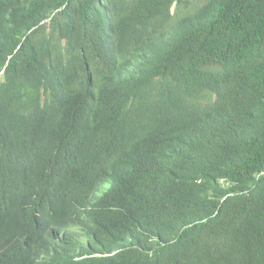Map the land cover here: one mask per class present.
Instances as JSON below:
<instances>
[{
  "label": "trees",
  "instance_id": "1",
  "mask_svg": "<svg viewBox=\"0 0 264 264\" xmlns=\"http://www.w3.org/2000/svg\"><path fill=\"white\" fill-rule=\"evenodd\" d=\"M0 264H264V0H0Z\"/></svg>",
  "mask_w": 264,
  "mask_h": 264
}]
</instances>
